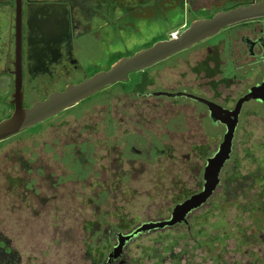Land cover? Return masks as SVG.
<instances>
[{
    "label": "rangeland",
    "instance_id": "rangeland-1",
    "mask_svg": "<svg viewBox=\"0 0 264 264\" xmlns=\"http://www.w3.org/2000/svg\"><path fill=\"white\" fill-rule=\"evenodd\" d=\"M78 1L92 23L86 66L97 71L187 22L184 11L165 22L153 0ZM178 57L0 143V233L20 264H264V110L254 105L210 201L186 224L140 234L108 262L119 233L168 219L203 190L207 159L223 142L226 129L194 105L124 96L177 90L191 78Z\"/></svg>",
    "mask_w": 264,
    "mask_h": 264
},
{
    "label": "flooded vegetation",
    "instance_id": "flooded-vegetation-1",
    "mask_svg": "<svg viewBox=\"0 0 264 264\" xmlns=\"http://www.w3.org/2000/svg\"><path fill=\"white\" fill-rule=\"evenodd\" d=\"M262 1L156 0L155 3L160 5L165 22L174 13L184 11L187 17L183 26L185 31L196 20L209 19L218 12ZM85 15L78 0H0V107L5 111V116L0 121L11 117L16 108L14 94L19 62L25 108L43 102L51 94L63 92L67 86L79 84L112 67L113 64L107 69L97 71L89 65L86 66L89 57L84 55V48L89 35L85 31L92 27V23ZM182 54L186 55L181 57ZM178 56L181 57L179 64L181 61L185 63L184 74H189L191 78L181 79L176 84L177 90H145L139 94L126 91L124 96L129 99H167L171 102H183L184 105H194L197 115L201 116L200 112H204L202 118L208 117L212 127L221 125L226 129L225 124H215L211 120V112L205 102L187 95L231 111L242 98L251 95L252 89L264 88V17L230 26L146 70ZM96 61L101 63L102 56ZM133 74L129 76V80ZM160 93L183 95L172 98ZM146 103L151 105L148 101ZM247 105L264 110V101L251 97L243 105L239 125Z\"/></svg>",
    "mask_w": 264,
    "mask_h": 264
},
{
    "label": "water",
    "instance_id": "water-1",
    "mask_svg": "<svg viewBox=\"0 0 264 264\" xmlns=\"http://www.w3.org/2000/svg\"><path fill=\"white\" fill-rule=\"evenodd\" d=\"M261 17H264V0L250 6H240L218 12L209 19L196 20L182 33L174 34L171 39L159 41L132 56L121 58L110 69L100 71L79 84L69 85L63 92H55L45 101L35 103L29 108L23 106L21 64L19 62L17 64V85L14 94L16 108L11 117L0 121V143L59 116L64 111L99 94L109 86L119 82H128L131 74L151 68L219 34L230 26ZM160 95L175 98L183 94L160 93ZM187 96L205 102L209 106L211 120L215 124L220 122L226 125L223 142L217 152L207 159L203 174V190L176 205L168 219L144 223L127 234L119 233L117 235L118 244L108 256L109 263L121 258L124 248L140 234L174 228L182 223L186 224L189 215L210 201L221 184L222 171L232 157L235 134L243 105L251 97L264 101V88L252 89L251 95L242 98L235 109L231 111L224 110L193 95Z\"/></svg>",
    "mask_w": 264,
    "mask_h": 264
},
{
    "label": "trees",
    "instance_id": "trees-1",
    "mask_svg": "<svg viewBox=\"0 0 264 264\" xmlns=\"http://www.w3.org/2000/svg\"><path fill=\"white\" fill-rule=\"evenodd\" d=\"M153 1L155 2L156 0ZM78 165H80V163L77 162L76 166ZM108 242L111 243V239L108 240ZM20 263L21 259L19 258V254L12 248L11 242L0 233V264Z\"/></svg>",
    "mask_w": 264,
    "mask_h": 264
}]
</instances>
